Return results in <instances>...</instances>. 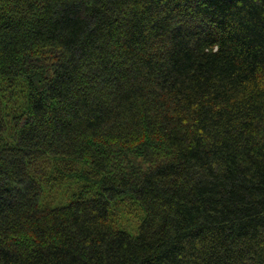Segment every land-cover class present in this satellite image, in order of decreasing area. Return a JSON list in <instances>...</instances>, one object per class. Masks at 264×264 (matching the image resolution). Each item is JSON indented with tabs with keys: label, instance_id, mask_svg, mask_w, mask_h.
Listing matches in <instances>:
<instances>
[{
	"label": "trees",
	"instance_id": "1",
	"mask_svg": "<svg viewBox=\"0 0 264 264\" xmlns=\"http://www.w3.org/2000/svg\"><path fill=\"white\" fill-rule=\"evenodd\" d=\"M0 264H264V0H0Z\"/></svg>",
	"mask_w": 264,
	"mask_h": 264
},
{
	"label": "rangeland",
	"instance_id": "2",
	"mask_svg": "<svg viewBox=\"0 0 264 264\" xmlns=\"http://www.w3.org/2000/svg\"><path fill=\"white\" fill-rule=\"evenodd\" d=\"M123 221H125V219H123ZM129 221H130L129 224H135L136 223V220L135 219H132V218Z\"/></svg>",
	"mask_w": 264,
	"mask_h": 264
}]
</instances>
